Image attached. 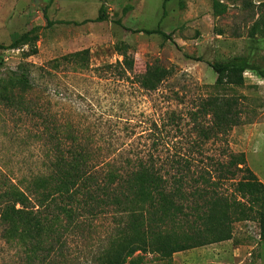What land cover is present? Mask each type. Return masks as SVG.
Masks as SVG:
<instances>
[{"label": "rangeland", "instance_id": "1", "mask_svg": "<svg viewBox=\"0 0 264 264\" xmlns=\"http://www.w3.org/2000/svg\"><path fill=\"white\" fill-rule=\"evenodd\" d=\"M35 1L0 0V45L8 46L33 29H38L39 37L34 56L27 57L30 47L0 51V78L29 65L32 83L37 86L30 98L41 103L45 116L79 132L100 170L108 163L124 166L151 156L161 161L181 156L192 160V173H200L206 166L210 170L209 158L227 161L222 157L227 150L245 154L248 167L264 180V81L255 80L249 72L253 77L244 76L243 89L217 92L212 89L217 75L211 68L216 62L250 53L264 59V43L250 39L256 22L259 37L264 36V8H246L244 0H217L228 6V11L216 17L215 0H171L165 9V0H98L106 21L48 26L46 18L53 17L54 11L49 14V9L54 5L61 16L77 21L83 17L80 6L90 14L95 4L91 0H68L69 4L66 0ZM159 27L162 33L144 32H155ZM82 51L90 52L87 69L62 60ZM122 53L134 59L133 74L117 67L124 60ZM56 61L58 69H54ZM156 63L172 75L158 91L146 92L138 85L137 76ZM214 101H238L241 123L227 141L207 143L203 155L191 153L195 141L188 114L198 104ZM40 122L0 110V192L11 183L20 186L43 173L42 144L31 139L39 132L36 124ZM236 182L208 187L231 197ZM195 219L193 215L190 221ZM114 221L108 213L67 238L66 264H93L115 228ZM206 226L203 221L195 225L202 231ZM232 228V241L179 253L171 261L138 254L141 261L135 258L136 264H264V201L259 221L236 222ZM18 262V249L2 238L0 223V264Z\"/></svg>", "mask_w": 264, "mask_h": 264}, {"label": "trees", "instance_id": "2", "mask_svg": "<svg viewBox=\"0 0 264 264\" xmlns=\"http://www.w3.org/2000/svg\"><path fill=\"white\" fill-rule=\"evenodd\" d=\"M169 1H164V9ZM244 7L256 6L253 0H244ZM257 8H264V4ZM213 10L216 17L223 16L228 6L215 0ZM105 19L100 10L96 21ZM46 20L48 26L54 25ZM144 32L162 33L160 27L155 32ZM260 33L256 22L250 30V39L256 44L264 43ZM38 41V29H33L8 46L0 45V51L30 47L27 57H31L38 53ZM121 56L124 60L117 67L125 74H133L134 59L127 53ZM258 57V53H250L212 64L217 75L212 89H243L244 76L249 72L264 80V59ZM62 60L87 69L90 52H76ZM58 62L54 69L59 68ZM171 75L170 70L156 63L148 65L145 73L137 76V82L142 90L156 92ZM31 76L30 66L23 65L0 78V110L41 121V125L36 124L39 132L31 139L42 144L43 173L20 186L11 183L0 192L2 238L18 249V264H66L67 238L108 213L115 219V228L93 258V264H136L141 261L139 256L136 258L138 254H154L171 261L179 253L232 241L236 222L261 219L264 185L248 167L245 154L223 150L222 157L227 161L209 158L210 170L206 166L200 173H192V160L181 156L179 160L170 157L167 161L151 156L124 166L108 163L100 170L79 132L45 116L41 103L30 98L37 91ZM238 106V101L198 104L188 114L195 141L191 153L202 154L207 143L227 141L241 123ZM172 118L176 123L175 113ZM236 180L231 197L208 187ZM193 215L196 222L190 221ZM197 221L206 223L204 231L195 227Z\"/></svg>", "mask_w": 264, "mask_h": 264}, {"label": "crops", "instance_id": "3", "mask_svg": "<svg viewBox=\"0 0 264 264\" xmlns=\"http://www.w3.org/2000/svg\"><path fill=\"white\" fill-rule=\"evenodd\" d=\"M92 2H93V4H95V8L93 9V11H91V13L90 14H87L86 13V11H84V8H82L81 6H80V12H81V14H83V17H80L77 21L76 20H73V19H66L65 17H63V16H61L60 14H61V11L58 13V7L57 8H55V5H54V7L53 8H50L49 9V14L51 13V11H54V12H52L54 15H53V17H55V18H50V20H49V22H51L52 24H54L55 26L56 25H61V24H58V23H70V22H72V23H80L81 25L82 24H84V23H89V24H91V23H96V20L98 19V17H99V14H100V10H101V8H102V5L100 4V1H98V0H91ZM83 2H87L88 3V1L87 0H83ZM65 4H69L68 3V0H66L65 1ZM261 4H264V0H254V5H257V6H259V5H261ZM62 9V11L63 12H66V11H68V9L67 8H61ZM57 11V13H55ZM57 14H59V16H61L62 18H60V17H56L55 15H57ZM65 14V13H64ZM85 14L87 15V16H85ZM252 75V74H251ZM253 76V75H252ZM253 79V78H252ZM254 79L255 80H257V81H259V82H262V81H264V80H261V79H259L258 77H254ZM258 150H259V152H260V150H261V148H258ZM252 170H253V172L257 175V177L259 178V180L263 183V185H264V180L261 178V175L259 174V173H257L256 171H255V169L251 166L250 167Z\"/></svg>", "mask_w": 264, "mask_h": 264}, {"label": "built area", "instance_id": "4", "mask_svg": "<svg viewBox=\"0 0 264 264\" xmlns=\"http://www.w3.org/2000/svg\"><path fill=\"white\" fill-rule=\"evenodd\" d=\"M251 76H252L251 74H248V73L245 74V77H251Z\"/></svg>", "mask_w": 264, "mask_h": 264}, {"label": "water", "instance_id": "5", "mask_svg": "<svg viewBox=\"0 0 264 264\" xmlns=\"http://www.w3.org/2000/svg\"><path fill=\"white\" fill-rule=\"evenodd\" d=\"M35 3L37 4L38 3V0H36Z\"/></svg>", "mask_w": 264, "mask_h": 264}]
</instances>
